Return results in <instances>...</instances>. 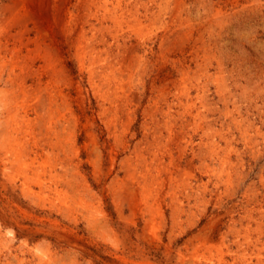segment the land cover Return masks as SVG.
Segmentation results:
<instances>
[{
  "label": "rangeland",
  "instance_id": "rangeland-1",
  "mask_svg": "<svg viewBox=\"0 0 264 264\" xmlns=\"http://www.w3.org/2000/svg\"><path fill=\"white\" fill-rule=\"evenodd\" d=\"M12 91L0 264H244L235 233L264 215V0H0Z\"/></svg>",
  "mask_w": 264,
  "mask_h": 264
},
{
  "label": "bare ground",
  "instance_id": "bare-ground-1",
  "mask_svg": "<svg viewBox=\"0 0 264 264\" xmlns=\"http://www.w3.org/2000/svg\"><path fill=\"white\" fill-rule=\"evenodd\" d=\"M98 1V0H97ZM6 6V5H5ZM14 8V7H13ZM7 9V8H6ZM9 9V8H8ZM163 10V9H162ZM22 15V14H21ZM132 15V14H131ZM21 18V17H20ZM103 18V17H102ZM140 21V20H139ZM137 22V21H136ZM19 23V22H18ZM139 24V23H138ZM139 26V25H138ZM85 47V46H84ZM20 49V48H19ZM86 49H88V48H86ZM98 54V53H97ZM15 55V54H14ZM52 56V55H51ZM98 59V58H97ZM18 65V64H17ZM49 65V64H48ZM132 66V65H131ZM24 69V68H23ZM27 69V68H26ZM31 70V69H30ZM13 72V71H12ZM18 73V72H17ZM25 74H27V73H25ZM39 75V74H38ZM173 81V80H172ZM20 82H24V81H20ZM130 83V82H129ZM31 84V83H30ZM24 84L23 83H21L20 84V87L21 86H23ZM22 88V87H21ZM222 88V87H221ZM22 89H24V88H22ZM20 92V91H19ZM17 93V92H16ZM5 94V93H4ZM20 94V93H19ZM6 95L8 96V100H6V96L4 97H2V98H0V103L2 102V105H3V108L5 107V110H6V116L5 117H3V120H1L0 121V129H1V131H0V133H2L3 134V138L6 140H8V137L10 136L9 134L10 133H12V135H16L17 133H18V131H20L21 129L18 127V124H17V121H16V118H17V116H18V106L16 105V104H14V101H16V98H17V96H14L13 95V91L12 92H10V94H9V92H7L6 93ZM201 95V94H200ZM21 96V95H20ZM126 97V96H125ZM230 97V96H229ZM20 98V97H19ZM25 98V97H24ZM129 98V97H128ZM242 98V97H241ZM169 101V100H168ZM183 101V100H182ZM225 103V102H224ZM236 104V103H235ZM185 106V105H184ZM175 107V106H174ZM186 107H188L189 109L191 108V105L189 104V105H187ZM23 108V107H22ZM105 111H107V110H105ZM161 111H163V110H161ZM160 111H158L157 113H159ZM4 113V112H3ZM164 113V112H163ZM193 113V112H192ZM192 113H190L191 115H192ZM209 113V112H208ZM5 114V113H4ZM156 114V113H155ZM2 115V114H1ZM163 115V114H162ZM247 115V114H246ZM126 116V115H125ZM156 116H157V114H156ZM181 116V115H180ZM26 117V116H25ZM49 117V116H48ZM54 117V116H53ZM197 117H198V115H194V127H193V129H194V131L196 130L197 131V129H200V120L199 119H197ZM240 117V116H239ZM166 118H167V124H169V122H170V114H166ZM200 118V117H199ZM242 118V117H241ZM112 119V118H111ZM149 119H151V118H149ZM157 119V118H156ZM163 119V118H162ZM219 120V119H218ZM24 121V120H23ZM50 121V120H49ZM126 121V120H125ZM163 121V120H162ZM165 122H166V119L164 120ZM199 121V122H198ZM236 121V120H235ZM235 121H234V123H235ZM245 121V120H244ZM51 122V121H50ZM149 122V121H148ZM158 122V121H157ZM160 122V121H159ZM249 122V121H248ZM173 123H175V122H173ZM236 123H238V122H236ZM109 124V123H108ZM156 124V123H155ZM160 124V123H159ZM158 124V125H159ZM164 125V124H163ZM171 125H172V123H171ZM189 125V124H188ZM237 125V124H236ZM160 126V125H159ZM175 126V125H174ZM246 126V125H245ZM244 126V127H245ZM155 127V126H154ZM169 127V126H168ZM226 127V126H225ZM26 128H28V127H26ZM172 128V127H171ZM171 128H169V129H171ZM108 129V128H107ZM157 129H159L158 127H157ZM228 129V128H227ZM251 129V128H250ZM50 130V129H49ZM160 130V129H159ZM172 130V129H171ZM206 130V129H205ZM208 130V129H207ZM201 131H203V130H201ZM243 131V130H242ZM247 131V130H246ZM234 132V131H233ZM248 132V131H247ZM205 133V132H204ZM57 134H58V132H57ZM147 134V133H146ZM159 134V133H158ZM20 135V134H19ZM31 134L29 133L27 136H30ZM161 135V134H160ZM225 135V134H224ZM26 136V137H27ZM32 136V135H31ZM162 136V135H161ZM230 136V135H229ZM175 137V136H174ZM1 138H2V136H1ZM10 138H12V137H10ZM225 138V137H224ZM247 138V137H246ZM43 140V139H42ZM228 140V139H227ZM15 141H16V139H15ZM178 141V140H177ZM201 141H202V138H201ZM254 141V140H253ZM0 142H2L1 140H0ZM49 144V143H48ZM214 144V143H213ZM8 145V144H7ZM23 145V144H22ZM21 145V146H22ZM43 145V144H42ZM1 146V145H0ZM24 147V146H23ZM157 147V146H156ZM211 148V147H210ZM213 148H214V146H213ZM58 149V148H57ZM140 149V148H139ZM154 149V148H153ZM23 150V149H22ZM26 150V149H25ZM39 150H40V148H39ZM27 151V150H26ZM43 151H44V149L43 150H41V153H43ZM127 151V150H126ZM133 152V151H132ZM209 156H210V158H216V159H221L220 158V153H218L217 152V150H216V148H214V149H209ZM24 153V152H23ZM38 153V152H37ZM40 153V154H41ZM136 153V152H135ZM149 153V152H148ZM182 154V153H181ZM196 154V153H195ZM245 154V153H244ZM48 155H49V153H48ZM138 155L140 156L141 155V153L139 154L138 153ZM255 155V154H254ZM28 156V155H27ZM37 156V155H36ZM196 156V155H195ZM199 156V155H198ZM16 157V156H15ZM26 157V156H25ZM230 157V156H229ZM18 159V158H17ZM37 159H38V157H37ZM141 159V158H140ZM227 157H224V158H222L220 161H222V163H225V162H227ZM212 160V159H211ZM170 161V160H169ZM140 162V161H139ZM23 163V162H22ZM143 163L145 164V161H143ZM158 163V162H157ZM61 164V163H60ZM151 164V163H150ZM146 165H148L149 166V164H147L146 163ZM145 165V166H146ZM158 165V164H157ZM128 166H129V164H128ZM143 166V165H142ZM162 166V165H161ZM202 166V165H201ZM126 167H127V165H126ZM147 167V166H146ZM145 167V168H146ZM143 168V167H142ZM158 168V167H157ZM199 168V167H198ZM137 169V168H136ZM135 169V167H131V166H129V171H128V176L129 177H134V176H136V174H137V170ZM155 169V168H154ZM152 170V169H151ZM151 170L149 169V168H147L145 171H144V174H142V177H144L145 175H147L148 173H150L151 172ZM161 170V169H160ZM164 170V169H163ZM171 171V170H170ZM44 173V172H43ZM171 173V172H170ZM67 174V173H66ZM138 174H139V172H138ZM179 176V175H178ZM186 177V176H185ZM141 178V177H140ZM139 178V179H140ZM158 178V177H157ZM63 179V178H62ZM147 179V178H146ZM59 180V179H58ZM134 180V179H133ZM136 180V179H135ZM144 180H145V178H144ZM143 180V181H144ZM171 180V179H170ZM137 181V180H136ZM140 181H141V179H140ZM33 182V181H32ZM65 182V181H64ZM142 182V181H141ZM140 182V183H141ZM161 182V181H160ZM146 184V183H145ZM140 185V184H139ZM143 185V184H142ZM144 186V185H143ZM56 187V186H55ZM68 188V187H67ZM151 188V187H150ZM158 188V187H157ZM197 189V188H196ZM146 191V190H145ZM197 192V191H196ZM139 193V192H138ZM142 194V193H141ZM51 200V199H50ZM204 201V200H203ZM52 202V201H51ZM81 204V203H80ZM168 205V204H167ZM177 206V205H176ZM58 207V206H57ZM56 209V208H55ZM179 212V211H178ZM219 214V213H218ZM173 215V214H172ZM176 215V214H175ZM171 216V215H170ZM252 218H253V216H252ZM163 221V220H162ZM254 226L255 227H252V226H246V229H244V231H243V235H241V233L242 232H240V231H237L235 234H236V236H235V238H236V248H237V250L235 251V259L236 258H239V259H241V260H243V262H244V264H248V263H253L254 261H256V263H261V261L263 262V260H264V215H261V217H259V218H254ZM234 238V239H235ZM10 239V238H9ZM224 242V241H223ZM6 245V244H5ZM208 247V246H207ZM211 247V246H210ZM209 247V248H210ZM214 247V246H213ZM206 248V247H205ZM208 248V249H209ZM27 249V248H26ZM29 249V248H28ZM44 251V250H43ZM196 251V250H195ZM43 253V252H42ZM223 256H225L224 254H222V253H220L219 254V260L218 261H223L224 260V258H223ZM199 258V257H198ZM40 259V258H39ZM44 259V258H43ZM5 260V259H4ZM205 260V259H204ZM224 263H226V262H224ZM52 264V263H51ZM227 264V263H226Z\"/></svg>",
  "mask_w": 264,
  "mask_h": 264
}]
</instances>
